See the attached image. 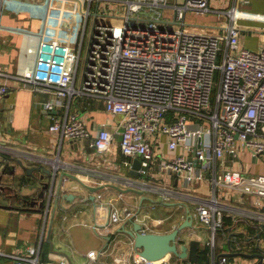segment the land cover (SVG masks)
Masks as SVG:
<instances>
[{
	"label": "built area",
	"instance_id": "obj_1",
	"mask_svg": "<svg viewBox=\"0 0 264 264\" xmlns=\"http://www.w3.org/2000/svg\"><path fill=\"white\" fill-rule=\"evenodd\" d=\"M80 1L74 24L82 33L80 48L30 33L38 41L28 50L32 61L21 79L32 92L49 97L44 108L52 114L50 131L81 142L92 137L97 155L107 154L114 133L102 128L92 135L84 118L71 111L74 98L102 101L109 115L120 118L122 154L142 159L141 175L159 168L184 189L208 184L210 196L197 203L195 216L211 231V263L232 264L217 251V239L224 218L237 211L229 212L222 199L251 197L264 208V174L227 165L230 159L241 161L239 149L264 157V46L244 47L245 29L239 24L248 16L264 23V14L243 13L233 3L216 12L217 26H193L187 23L189 13L212 12L211 0H122L127 10L122 26L107 24L97 14L89 34L94 0ZM1 7L0 0V13ZM9 93L0 81V97ZM3 146L0 141V151ZM126 163L132 166L131 160ZM53 194L50 188L49 196ZM167 194L164 200L170 199ZM111 214L116 226L137 216L128 207ZM261 218L264 222V214ZM140 224L152 230L147 221ZM40 252L41 247L30 246L14 256L15 264H42ZM97 256V251L89 253L86 264H99Z\"/></svg>",
	"mask_w": 264,
	"mask_h": 264
},
{
	"label": "crops",
	"instance_id": "obj_2",
	"mask_svg": "<svg viewBox=\"0 0 264 264\" xmlns=\"http://www.w3.org/2000/svg\"><path fill=\"white\" fill-rule=\"evenodd\" d=\"M103 1L123 3L122 0H94L90 6L94 14L87 26L89 34L92 21L101 13ZM1 2L0 81L10 87V93L0 97V141L4 145L0 151V264H15L14 256L26 253L30 246L41 247L42 264L60 261L86 264L92 251H97L99 264L140 259L130 235L118 232L123 225L133 228L129 219L117 226L111 221L114 210L127 207L138 215L134 220L147 221L151 231L158 233L174 230L186 220L190 210L193 227L182 232L181 241L189 246L193 241L207 246V261L212 264L208 242L211 231L195 216L197 203L210 196L208 184L184 189L181 182L160 172L159 168L154 169L152 175H134L131 171L135 158L124 156L120 148L121 137L117 129L120 118L109 115L103 102L92 97L74 98L71 111L84 118L92 135L102 128L113 132L115 141L111 151L100 156L92 146V137L81 142L64 139L59 133L51 132L52 114L44 108L49 97L32 92L21 79L23 69L32 61L28 50L35 48L38 41L30 33L44 34L48 40L80 48L82 33L75 30L74 24L81 1ZM233 3H238L243 13L264 14V0H211L210 8L216 13L227 10ZM239 24L245 29L242 45L259 50L264 38L257 35L262 32L252 29L264 30V23L248 16ZM88 38L87 34L84 53ZM252 158L255 159L253 154ZM19 159L27 168L35 170L27 172L18 163ZM127 160L132 161V166L127 165ZM229 161L227 165L230 167L234 165L250 172L248 164L242 167L237 159ZM45 170L52 174L53 170L57 171L58 178L69 176L58 202L54 200L55 196L50 199V187L45 188V183L53 181ZM85 185L102 188L91 191ZM166 193L170 195L169 200H164ZM64 194H74L75 197L70 201L63 198ZM222 201L229 212H237L224 218V227L218 234L217 251L226 255L232 264H264V222L261 218L264 208L255 205V198L251 197L235 196ZM166 258L162 264H175L177 261L196 264L174 255L170 261Z\"/></svg>",
	"mask_w": 264,
	"mask_h": 264
},
{
	"label": "water",
	"instance_id": "obj_3",
	"mask_svg": "<svg viewBox=\"0 0 264 264\" xmlns=\"http://www.w3.org/2000/svg\"><path fill=\"white\" fill-rule=\"evenodd\" d=\"M142 159H135L133 164V170L131 171L134 175L140 176L139 169L141 167ZM18 163L23 167L27 172L31 173L35 169L27 168L24 165L22 159L18 160ZM13 169H16L13 168ZM47 174L53 177L52 183H45V188L50 187L54 194L50 197L52 200L54 198L55 201L61 198L62 193V183L65 175H62L61 178H58L57 171L53 170V174L50 170H45ZM69 177V176H68ZM57 180L59 181L58 186H56ZM88 190L96 191L101 189L102 187H89L85 185ZM57 187V188H56ZM56 190V191H55ZM44 195V192L42 196ZM75 195L64 194V199H69L70 201L74 198ZM193 215L191 211H188V217L185 221H183L179 226H177L174 230L158 233L153 231H147L144 229L139 221L134 220V218H130L128 222L132 223L133 228H128L125 225L121 226L118 232H122L123 234H129L133 240V245L137 250L138 257L144 261L157 262L164 260L169 255H174L180 260H188L189 259V245L184 241H181L182 232L189 227H193ZM188 264H193L192 262H188Z\"/></svg>",
	"mask_w": 264,
	"mask_h": 264
},
{
	"label": "rangeland",
	"instance_id": "obj_4",
	"mask_svg": "<svg viewBox=\"0 0 264 264\" xmlns=\"http://www.w3.org/2000/svg\"><path fill=\"white\" fill-rule=\"evenodd\" d=\"M212 5H213V3H212ZM218 7L221 9L225 8L224 6H218ZM215 9H217V8H215ZM100 11H101V13L99 14L100 15L99 19H101L103 22H105L107 24L114 25V26H122V24L124 22V17L127 14L126 6L124 3H115V2H107V1H103L101 3ZM217 16L218 15L215 12H208V13H205L203 15L196 14V13L193 14L190 12L188 15V18H187V23L190 25H193V26L194 25H203V26H209V27L217 26V23H218V17ZM252 31L262 32L261 34H257V35L261 36V39L264 38L263 37L264 36L263 28L262 29L253 28ZM249 34H253L256 36L255 33H249ZM261 45L262 46L264 45V42L262 40H261ZM239 151L241 152V157H242V159L239 163V166L243 167V166L248 164L250 167L249 169H250L251 175L252 174H258V173L264 174V157L258 158L259 159V161H258V159L252 158L251 152L244 153V151H242L241 149H239ZM256 161H258V162H256ZM258 165H260V166H258ZM260 167H261V169H260ZM259 169H260V172H259ZM170 257H172V255L167 256L166 259H168V261H170V259H171ZM175 264H180V263L177 261V263H175Z\"/></svg>",
	"mask_w": 264,
	"mask_h": 264
},
{
	"label": "trees",
	"instance_id": "obj_5",
	"mask_svg": "<svg viewBox=\"0 0 264 264\" xmlns=\"http://www.w3.org/2000/svg\"><path fill=\"white\" fill-rule=\"evenodd\" d=\"M190 243L189 259L196 264H208V247L196 241Z\"/></svg>",
	"mask_w": 264,
	"mask_h": 264
},
{
	"label": "bare ground",
	"instance_id": "obj_6",
	"mask_svg": "<svg viewBox=\"0 0 264 264\" xmlns=\"http://www.w3.org/2000/svg\"><path fill=\"white\" fill-rule=\"evenodd\" d=\"M162 261H163V260H162ZM162 261H158V263H159V262L161 263Z\"/></svg>",
	"mask_w": 264,
	"mask_h": 264
}]
</instances>
